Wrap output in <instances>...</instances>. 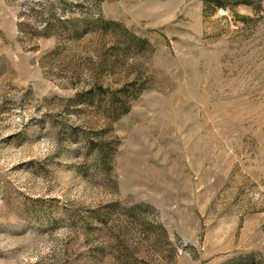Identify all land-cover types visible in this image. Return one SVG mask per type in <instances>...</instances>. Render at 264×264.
Masks as SVG:
<instances>
[{"label": "rangeland", "instance_id": "374dc122", "mask_svg": "<svg viewBox=\"0 0 264 264\" xmlns=\"http://www.w3.org/2000/svg\"><path fill=\"white\" fill-rule=\"evenodd\" d=\"M0 0V264H264V0Z\"/></svg>", "mask_w": 264, "mask_h": 264}, {"label": "trees", "instance_id": "16d2710c", "mask_svg": "<svg viewBox=\"0 0 264 264\" xmlns=\"http://www.w3.org/2000/svg\"><path fill=\"white\" fill-rule=\"evenodd\" d=\"M236 1V0H235ZM226 6L223 0H206V11L214 12L219 8H224Z\"/></svg>", "mask_w": 264, "mask_h": 264}]
</instances>
